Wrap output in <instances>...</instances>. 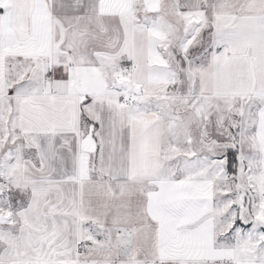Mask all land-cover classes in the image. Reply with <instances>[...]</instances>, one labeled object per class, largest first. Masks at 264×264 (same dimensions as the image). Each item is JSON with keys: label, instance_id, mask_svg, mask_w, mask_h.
<instances>
[{"label": "snow or ice", "instance_id": "snow-or-ice-1", "mask_svg": "<svg viewBox=\"0 0 264 264\" xmlns=\"http://www.w3.org/2000/svg\"><path fill=\"white\" fill-rule=\"evenodd\" d=\"M0 264H264V0H0Z\"/></svg>", "mask_w": 264, "mask_h": 264}]
</instances>
